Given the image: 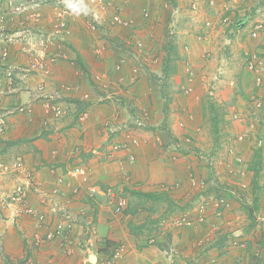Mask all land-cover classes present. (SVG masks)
Returning a JSON list of instances; mask_svg holds the SVG:
<instances>
[{
    "label": "crops",
    "instance_id": "crops-1",
    "mask_svg": "<svg viewBox=\"0 0 264 264\" xmlns=\"http://www.w3.org/2000/svg\"><path fill=\"white\" fill-rule=\"evenodd\" d=\"M2 2L5 5L6 0ZM202 5L209 20L207 23L212 24L218 18L225 26L232 24L234 34L244 33L247 41L252 42L251 51L256 50L264 56V30L257 38L251 37L256 22H264V0H202ZM194 7L197 5L194 4ZM40 10L46 15L40 26H47L50 31L52 25L48 20L53 13L52 6L45 5ZM235 15L237 20L233 19ZM9 20L14 23L11 18L7 21ZM16 22L18 20L15 18L13 26L17 27L19 25ZM69 22L70 32L56 36L55 40H47L45 47L38 42L40 35L35 37L34 42L27 37L14 46L15 55L10 61L17 67V78L12 89L6 85L8 93L11 94L10 98L4 99L0 95V264H136L134 259L139 257L146 258L149 264L150 257H145L148 252L157 254L155 258L159 261H169L178 252L171 255L156 244L144 246L141 249L143 252L138 251L139 242L145 241L149 231L153 230L152 223L158 221L152 219V211L140 209L135 215L126 211L120 215L115 211L114 205L109 203L107 196L89 191L88 185L69 176L68 167L71 163L88 165L90 183L100 188L103 185L112 188L118 196L127 199L128 205L133 198L130 193L125 192L127 190L166 191L171 197H175L173 195L179 193V190L175 189L177 184L171 183V180L188 181V176L185 170H181V166L169 161L168 155L172 153L170 149L166 152L164 148L169 141H172L173 146L180 145L184 133L194 129L200 132V124L193 127L188 120L196 112L198 115V108L205 109L203 94L197 90L190 93L191 95L185 90L184 93L172 91L174 87L171 84L176 83L173 81L175 79L181 85L191 84L192 72H186L181 77L174 76L176 72L171 74L169 82L172 83L168 88L170 92L165 89L155 91L154 94L152 91L146 92L147 82L142 80L144 77L140 81L137 79L131 82L134 64L128 63L117 69L115 61H111L107 55L106 60L104 59L105 48L102 49L103 46L99 45L100 40L93 32L98 28L91 27L90 18L84 19L83 14L77 16L72 13ZM23 23L26 24L24 18ZM40 26L35 31L32 28L31 33L38 34ZM233 42V38H227L228 44H224V51L219 52L223 59V66L219 69L225 73L224 77L220 76L219 87L221 91L228 78L232 80L231 83L242 84L240 91H244V94H233L232 101L238 106L237 101L245 104L244 97L247 96L248 100L253 101L257 98L256 95L262 92L264 94V91L257 88L254 73H246L244 70V75L240 76L241 72L236 70L241 48H232ZM204 43L209 44V41ZM212 46L205 47L209 53H215V46ZM97 47L102 49L101 53L96 52ZM219 49L220 47L218 51ZM21 51H27L31 61L38 53L37 56L43 59L51 73L47 75L41 72L35 73L31 78L23 77L20 71L22 68L19 67L22 61L20 54L24 56ZM57 54L61 57L50 62ZM206 55L204 54L209 62L208 57L211 54ZM217 63L214 60L209 65L216 67ZM193 82H197V76ZM93 83L98 86L103 96L93 92L89 85ZM63 84L70 85L72 89L61 92L60 87ZM109 89L115 91L105 95ZM51 97V103L61 108V114L45 107V102ZM103 99L108 100L101 102ZM194 100L196 102L192 104ZM84 105H87L86 110L82 109ZM195 105L198 107H194ZM200 113L202 116V112ZM118 143H121L122 149L113 150V146ZM245 155V161H248L251 153L248 151ZM19 158L23 159L24 166L15 170L13 164ZM120 169L124 171L120 172ZM184 172L185 177H182ZM127 176L133 181L129 182ZM239 177L242 176L238 175V180L241 179ZM116 183L118 191L113 188ZM19 184L27 189V202L31 210L46 215L44 222H40L35 214L23 213V205L12 199L14 187ZM189 185V191H192V184ZM76 186L79 187L78 192ZM263 189L258 192L257 209L260 213L258 212L256 219L259 222L255 224L249 220L244 226L234 230L233 234L239 233L236 234V240L245 242L234 245L231 250L227 249L221 255V264H264ZM250 191L249 196L255 198V190L252 188ZM200 212L203 217L207 216L206 221L211 224H224L227 221L226 211L214 223V216L207 207H197L196 214ZM137 216L143 220L138 221ZM183 217L193 220L188 212L180 214L175 220ZM199 221L193 225H202L203 222ZM234 221L233 219L230 222ZM67 222H71L73 226L69 240L46 238L49 230ZM131 222H135L134 226L145 224L146 227H143V231L133 232L129 228ZM251 223L254 225L251 226ZM156 231L153 233L158 234ZM37 234L43 238L41 243L35 241ZM174 237L173 235L172 239ZM120 244L125 246V250L123 256L114 263L112 256ZM68 246L71 249L67 251ZM91 253L97 255V262L89 261Z\"/></svg>",
    "mask_w": 264,
    "mask_h": 264
},
{
    "label": "rangeland",
    "instance_id": "rangeland-1",
    "mask_svg": "<svg viewBox=\"0 0 264 264\" xmlns=\"http://www.w3.org/2000/svg\"><path fill=\"white\" fill-rule=\"evenodd\" d=\"M131 2L132 0H115L112 6L101 11L103 21L101 24H96L98 30H93V32L96 33L97 39L100 40L99 45L103 46V48L100 47L102 49L105 48L104 59L106 60L107 55L111 61H115L117 64L118 62L121 63V68L128 63L134 64L135 66L132 67L133 74L130 77L135 76L136 80L138 79L139 81L140 78L142 79V77H144L142 80H146L147 82L145 86L146 92L152 91V94H154L155 91H162L163 89L170 92L168 88L169 84L172 83L169 82L172 75L170 77H164L162 71L165 55H167L168 52L170 64L176 67V75L174 76L181 77L186 74V72H192L190 77L192 80L191 84L188 86L186 84L181 85V83H177V79H175L173 81L176 83L171 84V86L173 85L172 87H174L172 91H177L179 93L185 90L187 94H192L197 90L203 94V100H205L206 105V108L203 110H199L198 108V115L195 111V116L188 120L193 127L200 124V132L194 129L188 133L182 134V138L186 140L185 146H173L171 145L172 141H169L164 148L166 152L170 149L172 153L168 155L169 161L174 162V165L181 166V170L187 172L186 176H188V178L186 177V179L188 181L184 180V185V181L177 179H175V181L171 180V183L177 184L175 189L179 190V193H175V195H173L175 197H172L174 200L173 204H170L167 200H163L159 204H154L152 201H149L148 205L150 207H155V210H152V219L158 221H153L154 223L151 225L153 230L149 231V234L144 239L145 241L139 242L138 251L143 252L141 249L144 246L156 244L162 247V249L165 248L171 255L172 253H179H176L177 256L171 257L169 261L168 259L167 261H159L155 258L157 254H149L148 252V255L145 257H150L149 264H221L220 259L223 254L221 252H225L229 248L231 250V247L234 245H241L242 242H245V240H236V238H238L236 234L239 233L233 234L234 230L244 226L247 221L252 220L247 208L249 206H254V198H252L251 195L249 196V192H251L250 189L254 187V184L252 181V171H247L249 164L245 162V157L247 158L245 154L248 151L252 153L257 147L256 142L263 137L264 94L262 92L260 95H256L257 98L253 101L248 100L246 96L244 97L246 103L244 104L237 101V106L236 102L232 101L234 98L233 94H244V91H240V89L243 88L242 84L237 85V82L231 83L232 80L228 78L226 79L228 82L224 83L220 91V76L223 75L222 77H224L225 73L223 70L219 69V67L223 66V59H221L219 52H223V45L228 44L226 43V39L233 38L234 42L231 47L234 48V46H238L241 48L240 54H238V65L236 66V70L241 72L240 76L244 75V70H246V73H251L245 64L247 52L253 49L252 42L247 41L246 35H244V33L242 34V32L234 34L232 24L230 23L229 27L227 25L225 26L221 24V20L218 21V18L215 22H212V24H209V22L207 23L209 20L205 14L202 0H134L132 3ZM194 4L197 5L196 8ZM114 11H118L124 17L130 18L133 25L128 28L113 26L110 22V18ZM145 12H149V15L145 16ZM83 16L84 19L85 17L86 19L87 17L89 18L87 15ZM233 19L237 20V15H235ZM7 20L8 18L5 20L4 25L8 27V30L15 29L16 26H13L14 23ZM20 22L21 21L16 22V25L18 24L22 30L26 29V24H21ZM41 22H43V20ZM1 25L2 22H0V26ZM31 28H33L34 31L37 29L33 25H31ZM40 29L42 30H40L38 34H34L35 32H33L31 35H28V38L34 42L36 41L35 37L40 35L38 37L40 38L45 33L49 32L47 26H40ZM247 30L248 27H246L245 32H247ZM21 38L8 49L9 61L13 60L12 56L15 55L14 46L23 42L24 39ZM138 38H141L145 44V49L140 55L135 51V47L132 44ZM235 38H238V40ZM55 39L56 38L53 40ZM207 40L209 44L204 43ZM210 40L212 42H210ZM245 43L247 47L244 45ZM169 45L176 46L178 50L167 51L166 46ZM209 45L215 46V53L213 51L209 53V50H206L205 47ZM4 46L5 45L0 41V53L3 51ZM226 46L229 47V45ZM218 47H220V51H218ZM36 49H38V47ZM26 52L27 51H21L24 56L20 54V57H22L20 68H26L31 62ZM204 54L205 56H207L206 54H211L212 56L210 55V57H208L209 62L216 60V63L218 62L217 66L214 67V65H209ZM258 54L262 57V53ZM37 55L32 57V61L36 57L39 58ZM50 60V62H52V58ZM11 62L12 61H10V63ZM207 64L209 67H207ZM205 73L207 75H205ZM153 74H155V76H153ZM35 75L33 74L29 77L31 78ZM196 76L197 82L194 83L193 81L196 79ZM233 80L235 81L236 77H234ZM89 85L92 87L91 89L93 92L95 91L96 94L103 96L98 86H95L94 83ZM19 86L21 87V85ZM261 86L262 85L259 87L258 85L257 88L264 91V84L262 87ZM7 90L6 81H4L0 84V95L4 99L10 98L11 94L8 93ZM24 90L25 89L22 91ZM114 91L115 89H109L105 95L109 93L113 94ZM156 94L158 93L156 92ZM218 97L220 98L217 99ZM108 99H103L101 102H106ZM111 99L115 100V98H110L109 100ZM195 102L194 100L192 104H195ZM257 102H260V105H258ZM194 107L197 108L198 105ZM203 111L206 113L205 116H203V114L201 116L200 112L203 113ZM49 113L50 112H48V114ZM214 115H216L215 117L218 121L216 129L212 118ZM187 138H190V144L187 142ZM200 153L214 156L215 163L212 169L199 159L198 156ZM175 155L176 159L174 158ZM237 157L242 158L243 162L241 161L240 163L236 159ZM170 164L173 165L172 163ZM114 168L116 169V165H114ZM115 169H113V174ZM7 170L9 171L10 169ZM243 170L247 171L246 176L239 177L241 179L238 180L237 176L241 174L240 171ZM119 171L121 172L124 170L120 169ZM210 174L215 177H209ZM182 177H185V172ZM201 177L207 178L205 185L198 186L194 184L195 179ZM128 178L129 176H127V179ZM215 178L219 181V184L221 183L219 188L216 187L215 182H212ZM250 178H252L251 181H249ZM130 180L131 182L133 181L132 179ZM130 180L128 179L129 182ZM189 181L192 184V191H189ZM245 183L246 186L243 187ZM260 184L263 188L264 170L261 172ZM113 188L118 191V184H114ZM221 198H225L226 203L220 202ZM240 198H242V200H240ZM133 199L135 202L137 201L136 197H133ZM103 201L106 204V201ZM106 205L108 206L109 204ZM201 205L207 207L209 212H212L214 216L213 223L217 221L218 217H222V213L224 214L226 211L228 216L226 223L218 225L211 224V222L206 221L207 216H204V220V217L200 215L201 212L196 214L197 207ZM233 206L236 208H233ZM126 207L120 212V215L124 214ZM219 209L222 210V213H220L221 216L218 214ZM186 212H188V215L191 214V216H193V224L199 221L200 218H203V221H199L201 223L203 222L202 225H198L197 223L187 227L177 225L175 219L178 218L180 214ZM235 212L239 213L234 214ZM258 212L260 213V210H257L255 213L257 216ZM233 219L235 221L230 222ZM140 220L142 221L143 218L139 217L138 221ZM258 222V219L254 221L255 224ZM155 231L158 232V234H154L153 232ZM152 234L153 236H151ZM168 234L171 235L170 238ZM227 234H229V240H225L222 245L221 238ZM173 235L175 236L174 239H172ZM193 256L196 257L192 259ZM134 260H136V264H148V261L144 257H139Z\"/></svg>",
    "mask_w": 264,
    "mask_h": 264
},
{
    "label": "built area",
    "instance_id": "built-area-1",
    "mask_svg": "<svg viewBox=\"0 0 264 264\" xmlns=\"http://www.w3.org/2000/svg\"><path fill=\"white\" fill-rule=\"evenodd\" d=\"M28 6L32 10H29L27 12V18H32L36 22H40L43 20V18L46 16L43 14L40 10V8L44 7L45 5H51L53 9V13L48 21H50L52 25V29L42 35L38 42L41 46L45 47L47 45V40H53L56 38V36L62 35V34H68L70 32V22L69 18L72 14L71 9L67 8L65 6V0H24ZM115 2V0H84V3L88 5V7L91 9V12L89 14L91 27L93 29H96V24H101L103 16L101 14V11L109 8L112 6V4ZM16 0H6L5 5L3 3H0V22H2V25L0 26V41L2 42L4 46L3 51L0 53V84L6 81V85L9 88H13L15 79L17 78L16 68L14 67L10 61L8 60L9 57V47L13 44H15L19 38L25 39L28 37L29 32H25L24 30L20 28H15L13 30H8V27L4 25V22L7 18H11L13 21V16L9 14V9L16 12H21L24 10H28V6H16L15 5ZM145 16L149 15V12H145ZM14 22V21H13ZM111 24L114 26H121L123 28H128L133 25L132 20L129 18L124 17L120 14L118 11H114L112 13V16L110 18ZM264 29V24L262 22H259L256 24L255 28L251 31V36L253 38H256L259 36V33ZM133 46L135 47V51L140 54L143 53L145 49V44L141 38L136 39L133 43ZM97 53H101L102 49L100 47L96 48ZM59 57L58 54L52 58V61H56ZM246 66L247 68L254 73L255 81L258 85L264 84V59L259 56L257 52L251 51L247 55L246 59ZM116 68L120 69L121 64H116ZM23 74V77H28L32 73L35 72H42L45 74L50 73V69L43 63V59L35 58L33 61L30 62V64L26 68H22L20 70ZM21 76V74H20ZM134 76V75H133ZM136 80V77H131V82H134ZM72 87L68 84H63L61 86V92H66L71 90ZM190 89V88H189ZM51 97L45 102V107L49 111H54L56 114H61L62 110L58 105H54L51 103ZM258 105H260V102H257ZM47 111V110H46ZM47 111V112H49ZM190 138H187V142L190 143ZM259 145L264 146V138L259 140ZM122 148L121 143L115 144L113 146V150H118ZM199 159L205 162L211 169L213 168V165L215 163L214 156L212 155H206L203 153L199 154ZM237 160L239 162L242 161V158L237 157ZM24 166V161L22 158H19L14 164L13 167L15 170H19ZM242 177L246 175V171H240ZM68 175L71 176L74 179L79 180L82 184H86L87 189L92 192H97L99 194H102L104 196L108 197V201L110 204L114 205L115 211L117 213H120L127 205V199L123 198L121 196H118L115 190L112 188H108L107 190H104L100 188L99 186H96V184L90 183V170L87 166L80 164V163H71L68 167ZM194 176V175H193ZM195 179V178H194ZM207 178H196L194 184H197L198 186H204ZM215 182L216 187H220L218 182ZM246 186V183L243 187ZM79 191V187H77V192ZM223 196V195H222ZM12 199L16 202H19L21 205H23L22 211L26 214H35V216L38 218L40 222H44L46 220V215L42 212H34L31 210L30 206L27 202V189L24 185L19 184L14 187L13 193H12ZM220 202L226 203L225 198H221ZM228 203V202H227ZM222 210H218V214L221 215ZM200 221H203V218H200ZM176 223L178 225L183 226H190L193 224V220L190 218H180L176 220ZM72 223L67 222L64 225L60 224L54 227L53 229L49 230L46 233V238L48 240H53L54 238L59 237L60 239H70V232L72 230ZM35 241L37 243H41L43 241V238L41 235L37 234ZM105 242V240H104ZM71 249L69 246L67 248ZM125 250V246L123 244L118 245L115 248L114 254L112 256L113 261L120 259L123 256V252Z\"/></svg>",
    "mask_w": 264,
    "mask_h": 264
},
{
    "label": "trees",
    "instance_id": "trees-1",
    "mask_svg": "<svg viewBox=\"0 0 264 264\" xmlns=\"http://www.w3.org/2000/svg\"><path fill=\"white\" fill-rule=\"evenodd\" d=\"M166 49H167V51H172V50L175 51L176 50V46L174 47V46L169 45V46H166ZM168 55H169V53L167 52V55L165 56V60H164L163 66H162V71L164 73L163 74L164 77H170L171 74L173 75L176 72V67L175 66H172L170 64L169 60H168L169 59ZM86 107H87V105H84L82 109L86 110ZM204 108H206V107L204 106ZM202 114H203V116L206 115V113L204 111H203ZM215 116L216 115L212 116V118H213L214 126H215V129H216L217 128V125H218V121H217V119H216ZM262 136L263 137L261 139L264 138V133L262 134ZM7 143H9V142H7ZM256 144H257V147L251 153V156H250L249 160L248 161H245L246 163L249 164V166L247 168V171H252V175H253V180L252 181H253V184H254L253 190H255V193H256L255 194V198H254V206H249L247 208L253 222L257 218V216H256L257 214H255V213L258 210L257 209V206H258L257 201H259V193L258 192H259L260 189H263L262 188V185L260 184V177H261L262 170H264V146L259 145V140H258V142H256ZM210 176H212V175L210 174L209 177ZM215 181L218 182V184H219V181L216 178H215ZM102 189L107 190L108 187L105 186V185H103L102 186ZM125 192L130 193L131 198H133V197H136L137 198V201L136 202L134 201V199H131L130 198L131 199L130 200V204L128 205V208L125 209L126 213H131L133 215H135L140 209H142V210L145 209V210H149V211L155 210V207L154 206L150 207L148 205L149 201H152L154 204H159L163 200L169 201L170 204H173L174 203L173 198L166 191H161V192H159V191H156V192H148L147 191V192H144V191L136 190L135 189V190H127ZM240 200H242V198H240ZM134 224H135V222H131L130 223V226H129V228L133 232L136 231V230L143 231L144 230L143 227H146L145 224L142 225V226L140 225L138 227L137 226H134ZM253 225L254 224L251 223V226H253ZM168 236L170 238L171 235L168 234ZM228 237H229V234H227L226 236H222V238H221L222 239L221 240L222 241L221 242L222 245L224 244V241L228 239ZM221 253L224 254L225 252L223 251ZM258 256H259V254H258Z\"/></svg>",
    "mask_w": 264,
    "mask_h": 264
},
{
    "label": "clouds",
    "instance_id": "clouds-1",
    "mask_svg": "<svg viewBox=\"0 0 264 264\" xmlns=\"http://www.w3.org/2000/svg\"><path fill=\"white\" fill-rule=\"evenodd\" d=\"M0 3H3L2 2V0L0 1ZM15 5L16 6H21V7H24L25 5L26 6H28V4H26L25 2H24V0H16V3H15ZM65 6L67 7V8H69V9H71V11H72V13L74 14V15H77V16H79V15H81V14H83V15H89L90 14V12H91V9L88 7V5L86 4V3H84V0H65ZM9 9V14L10 15H12L13 16V21L15 20V17L17 18V20L18 21H21L20 23L21 24H24L23 23V18H24V20H25V22H26V29H24V31L25 32H29V34H31V30H32V28H31V25H33L34 27H38V26H40L41 25V21L40 22H36L35 20H33L32 18H27L26 16H27V12L29 11V10H32L31 8H30V6H28V10H24V11H21V12H16V11H14V10H12L11 8H8ZM15 16V17H14ZM19 18V19H18ZM259 22H262V21H258V22H256V24L257 23H259ZM15 23V22H14ZM263 24H264V22H262ZM256 24H255V26H256ZM255 26H254V28H255ZM15 28H20L21 29V27L20 26H18V27H15ZM253 28V29H254ZM39 30H42V29H40V27H39ZM264 30V29H263ZM262 30V31H263ZM261 31V32H262ZM28 34V35H29ZM252 37V36H251ZM253 38V37H252ZM257 38V37H256ZM254 52H257L256 50H253ZM249 52H251V50L249 51ZM249 52H247V55H248V53ZM257 53H259V52H257ZM246 65V64H245ZM36 74H41V72H35ZM35 73H32L31 75H33V74H35ZM260 86V85H259ZM263 86V85H262ZM60 90H61V87H60ZM186 140H184L183 139V142L182 143H180V145H183V146H185V144H186V142H185ZM190 144V143H189ZM192 146V145H191ZM179 147V146H178ZM174 158L176 159V155L174 156ZM207 165V164H206ZM208 166V165H207ZM209 167V166H208ZM213 177V176H212ZM106 242V241H105Z\"/></svg>",
    "mask_w": 264,
    "mask_h": 264
},
{
    "label": "water",
    "instance_id": "water-1",
    "mask_svg": "<svg viewBox=\"0 0 264 264\" xmlns=\"http://www.w3.org/2000/svg\"><path fill=\"white\" fill-rule=\"evenodd\" d=\"M97 255L95 253H91L90 256H89V261L91 263H94V262H97Z\"/></svg>",
    "mask_w": 264,
    "mask_h": 264
}]
</instances>
